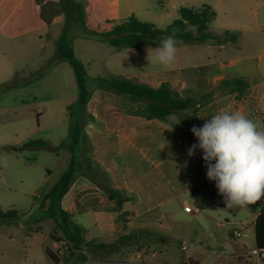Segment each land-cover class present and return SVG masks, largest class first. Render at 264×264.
I'll return each instance as SVG.
<instances>
[{"label":"rangeland","instance_id":"rangeland-1","mask_svg":"<svg viewBox=\"0 0 264 264\" xmlns=\"http://www.w3.org/2000/svg\"><path fill=\"white\" fill-rule=\"evenodd\" d=\"M75 1L83 6L88 31L104 33L112 29L107 20L115 10L108 0ZM260 1L264 0H251L252 19ZM59 2L0 0V85L16 79L11 87H0V207L20 214L18 219L0 223V264H53L45 256V247L50 243L54 220L43 221L40 235L27 234L23 224L28 228L30 222L42 217L39 206L43 197L69 168L73 157L81 166L65 198V209L72 220L87 230V240L114 243L120 237H131L112 254H102L103 260L89 255L93 262L88 264H133L129 262L137 253L147 256L162 250L171 257L187 249L195 253L200 250L201 239L205 245H223L230 225L217 227L207 214L184 224L176 212L180 196L235 222L252 219L260 210L258 203L238 210L236 206L227 207L214 181L193 192L186 187L194 182L198 171L207 172L200 149L194 156L188 155L189 147L197 142L192 127H201L220 110L234 112L232 96L221 91L217 98L201 100V110L194 103L186 110L191 117L189 123L174 115L164 122L147 121L133 114L144 109L145 104L99 88L96 79L122 76L157 88L168 83L178 92L172 84L178 72L173 65L162 68L150 64L147 56L151 48L117 50L106 42L78 37L82 29L68 21ZM50 18L49 24L46 19ZM259 18L263 21L264 9ZM65 28L70 32L72 52L85 73L89 98L84 112L78 106L69 107L78 103L80 94L74 69L54 56ZM210 31L218 35L217 24H211ZM250 37L246 34L241 38L239 49L258 56L260 35ZM179 48L209 49L196 44ZM138 104L143 107L133 109ZM73 121H79L82 128L79 143L72 150L62 142ZM35 139L48 142L54 150H22L17 146ZM12 148L18 150L11 151ZM102 185L130 198L123 207L129 217L127 228L113 214L102 212L95 216L85 210L94 194L106 193L109 198ZM209 194L220 195L218 205L222 209L210 204ZM215 231L219 236L210 240ZM182 243L187 246L185 250ZM59 248L62 249L60 245ZM203 250L208 252L209 248Z\"/></svg>","mask_w":264,"mask_h":264},{"label":"crops","instance_id":"crops-1","mask_svg":"<svg viewBox=\"0 0 264 264\" xmlns=\"http://www.w3.org/2000/svg\"><path fill=\"white\" fill-rule=\"evenodd\" d=\"M108 2L115 10L112 17L107 20V23L111 25L112 28L132 15L136 16L141 21L151 22L157 27L166 28L180 18V10L182 8L198 9L205 5L212 7L216 12V19L211 24H217V29L219 31L217 34H220L225 30L236 31L240 36L239 41L236 44L220 46L212 45L210 43L196 44L207 46L211 50H205L203 48L190 50L187 48H179L181 46H177L178 54L173 66L174 71L178 72V74L176 80L172 83L174 89L178 90V93L181 96L193 97L196 100L198 108L201 110V100L217 98L221 91L228 93L225 90L218 89V85L222 80L233 77H244L249 82V88L244 94L239 97L238 93H228L232 96V100L235 103L233 110L234 112H242L250 119L264 124V18H262L263 21L259 18V12L264 9V1H260L261 3L258 7L259 11L254 13V19L250 16L251 0H108ZM237 13L242 14L238 15L239 17L236 18L234 16ZM244 14H246V16H243ZM44 27L46 26L43 24V28ZM246 34L253 38L260 35L261 50L258 56L251 54L247 55L244 54L245 52L243 53L240 51L239 43L241 38ZM41 37L42 36H40V38ZM133 107V109H138L143 106L138 104ZM25 143L19 142L17 145L18 148ZM12 149L11 151L18 150ZM206 173L207 172L198 171L193 177L194 182L187 184L186 187L193 192L196 188L204 184H207V186L210 185L211 181L207 178ZM197 180H199L198 183ZM72 186L73 184L66 195L62 198V208L68 214L70 213L65 209V198L70 192ZM219 196L220 195L216 194V197H214V195L209 194L207 197L211 202V205L215 208L222 209V207L218 205ZM257 203L260 206V210L252 219L235 222L227 215H224L223 217L218 216L207 211L204 207L198 205L191 199H186L185 197L180 196L178 198V210L176 214L182 216L181 219L183 223L186 224L190 219H196L201 214H207L209 220L217 227L225 228L230 225L226 231L227 236L224 238L225 243L223 245L216 244L215 246H211L210 244H203V239H201V244L199 245L200 250H196L195 253L188 252V249L185 252L181 249L182 254L176 257L167 256L163 250L160 254L154 252L147 256L137 253L134 258L135 260H132L129 263L191 264L193 261V264H250L248 260L250 250L253 247H256L255 222L264 204V199ZM186 205H191L195 212L189 214L185 213L184 206ZM236 208V210H238L240 207L236 206ZM85 210L93 213L95 216L100 215L102 212L113 214L117 218L119 214H126L123 213V208L121 211L116 209L114 202L108 198L106 193L94 194L88 200ZM128 220L129 217L128 214H126L125 221H119L123 223L124 228H127ZM42 223L43 221L37 223V219H35L32 223H29L28 228L23 224V229L27 234L40 235L43 232ZM55 226L56 224L54 222L52 232L54 231ZM79 226L85 230L84 238L87 240V230L81 225ZM234 229H244V236L240 238L234 237ZM218 236V232L215 231L209 238L210 240H216V237ZM49 238L50 243L45 247V256L48 259L50 258L47 255V250L51 251L53 254H57L60 245V242L51 238V234L49 235ZM182 246L187 248L184 243H182ZM205 247L209 248L208 252L203 250ZM87 256L88 260L85 262L64 263L63 260L60 259L59 264H88L93 262L88 254ZM50 261L52 260L50 259ZM53 264L55 263L53 262Z\"/></svg>","mask_w":264,"mask_h":264},{"label":"trees","instance_id":"trees-1","mask_svg":"<svg viewBox=\"0 0 264 264\" xmlns=\"http://www.w3.org/2000/svg\"><path fill=\"white\" fill-rule=\"evenodd\" d=\"M59 4L63 8V12L68 18V21H72V25H78L82 29V33L78 37L106 42L117 50H141L146 47L155 48L160 45L161 38L170 34L175 35V39L179 42L177 46L207 43L217 46L236 44L240 37L238 32L230 30H225L218 35L211 33L209 31V25L216 19V12L212 7L206 5L198 9L182 8L180 10V18L164 29L158 28L154 23L141 21L132 15L128 19L115 25L110 31L98 33L88 31L84 9L80 3L75 0H60ZM46 21L50 24L52 18L46 19ZM69 33V29L65 28L60 35L54 56L60 57V60L68 62L74 69L80 94L78 103L69 107H71L70 109H74L78 106L84 112L89 98L85 87V73L72 52V40L69 37ZM15 81L16 79L11 83L1 84L0 87L7 89L11 85H14L13 83ZM96 81L98 87L105 91L121 95L131 102L144 103V109L136 110L132 113L142 116L147 120L168 122V118L174 115L185 123L191 121V117L186 110L192 107L196 103V100L191 96H181L168 83H163L158 88H154L120 76H113L110 79L98 77ZM248 88L249 82L244 77L226 78L218 85V89L225 90L229 94L238 93L239 97ZM196 108L199 109L198 106ZM81 126L82 124L79 121L70 123L69 135L62 142L64 146L73 150L78 145ZM184 136L189 139L186 133H184ZM19 149H46L53 151L54 147L42 139H35L28 141ZM79 166L81 164L73 157L69 168L43 197L42 205L39 206L42 217L37 219V223L47 218L53 219L56 226L51 238L57 242L64 241L68 244V254L63 260L64 263L85 262L88 260L87 254L94 259L103 260L105 257L102 254H112L122 241L131 239L130 236L120 237L116 242L109 244L100 243L95 240L87 241L84 238L85 230L76 224L72 220V216L62 208V198L73 184L77 168H80ZM83 174L90 177V174L87 172ZM206 185L204 184L196 188V190L202 189ZM101 187L105 192L110 194L109 199L114 202L118 211H121L123 205L130 200L128 196H122L120 192L113 190L110 186L102 185ZM112 192L115 194H111ZM125 215L119 214L118 219L125 221ZM19 217L20 214L16 210L4 211L0 207V223L11 219H18ZM255 238L256 247L264 249V204L255 222ZM47 255L55 264L60 263L61 258L58 254H53L47 250Z\"/></svg>","mask_w":264,"mask_h":264},{"label":"clouds","instance_id":"clouds-1","mask_svg":"<svg viewBox=\"0 0 264 264\" xmlns=\"http://www.w3.org/2000/svg\"><path fill=\"white\" fill-rule=\"evenodd\" d=\"M178 43L174 34L161 38L158 47L148 49L150 64L172 66ZM191 132L197 143L188 155L202 151L207 178L215 182L227 207H248L264 199V124L239 111L220 110Z\"/></svg>","mask_w":264,"mask_h":264},{"label":"built area","instance_id":"built-area-1","mask_svg":"<svg viewBox=\"0 0 264 264\" xmlns=\"http://www.w3.org/2000/svg\"><path fill=\"white\" fill-rule=\"evenodd\" d=\"M184 212L189 214V213H194L195 210L191 205H186L184 206ZM233 236L236 238H240L244 236V229H234ZM60 246L62 249L59 248L57 254L61 258V260H64L65 256L68 254V244L63 241L60 242ZM183 249L185 250L186 247H183ZM248 260L250 264H264V249L253 247L250 250Z\"/></svg>","mask_w":264,"mask_h":264},{"label":"water","instance_id":"water-1","mask_svg":"<svg viewBox=\"0 0 264 264\" xmlns=\"http://www.w3.org/2000/svg\"><path fill=\"white\" fill-rule=\"evenodd\" d=\"M111 194H115L114 192H112Z\"/></svg>","mask_w":264,"mask_h":264}]
</instances>
